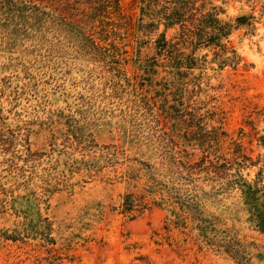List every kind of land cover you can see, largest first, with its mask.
<instances>
[{
	"label": "trees",
	"instance_id": "16d2710c",
	"mask_svg": "<svg viewBox=\"0 0 264 264\" xmlns=\"http://www.w3.org/2000/svg\"><path fill=\"white\" fill-rule=\"evenodd\" d=\"M83 1L88 12L74 23L29 0H0V36L15 45L52 34L60 59L66 55L74 63L105 67L104 90L109 92L103 96L121 100L130 88L136 92V85L125 75L127 60L117 45L125 19L124 0ZM135 1L136 37L156 36L153 57L133 64L139 68L137 84L151 95L146 100L135 93L132 111L122 109L115 123L87 121L82 110H76L78 117L67 119L69 133L61 148L54 146L47 152L32 151L22 134L1 137L0 220L9 225L0 228V242L33 245L46 252L50 264H60V257L52 254L58 245L50 216L52 197L74 187V176L83 185L101 176L107 184L127 187L119 197V214L135 218L149 204L156 205L168 214L169 227L199 246L234 264H264V246L239 239L235 226L243 219L264 239L262 159L242 154L234 141L231 158L219 153L227 150L228 133L208 125L213 114L202 113L193 100L210 64L207 54L197 53L211 52V63L220 70L236 68L241 58L228 38L237 28L253 32L256 19L242 15L233 23L222 20L224 0ZM169 31L173 34L167 37ZM20 68H26L25 63ZM32 68L24 72L31 85H38ZM86 68L83 80L93 74ZM84 99V107L90 109L92 98ZM162 120L169 121V128ZM103 133L109 142L102 141ZM260 142L264 144L262 137ZM251 169L256 172L249 179Z\"/></svg>",
	"mask_w": 264,
	"mask_h": 264
},
{
	"label": "rangeland",
	"instance_id": "374dc122",
	"mask_svg": "<svg viewBox=\"0 0 264 264\" xmlns=\"http://www.w3.org/2000/svg\"><path fill=\"white\" fill-rule=\"evenodd\" d=\"M29 1L74 23L88 12L83 0ZM135 2L123 1L125 19L117 45L119 53L127 60L125 75L137 87L136 92L130 88L128 95L120 96L121 100H107L103 96L104 91L109 92L104 90L108 83L105 67L92 62L74 63L75 60L66 55H63L65 59H60L59 46L52 34L41 41L32 42L27 38L15 45V41L9 43L0 36V138L10 139L22 134L32 151L47 152L54 146L61 148L69 133L67 119L78 117L76 110H82L87 121L115 123L122 109L132 111L131 100L135 93L148 99L151 94H145V88L137 84L139 68L133 64L153 57L156 36L136 37L138 8ZM222 7L224 14L220 18L231 23L238 16H254L255 30L237 28L229 36L230 45L241 58L236 68L220 70L211 63L214 62L211 52L197 53L207 54L210 64L193 100L202 113L213 114L211 121H206L208 125L221 127L228 133L227 150L222 148L219 153L231 158L235 147L230 143L234 141L241 146L242 154L252 159L259 156L264 164V144L260 142L261 137L264 139V0H224ZM172 34L173 31H169L167 37ZM35 44L40 46L35 47ZM24 63L26 68H20ZM27 67H33L32 74L38 85H31L24 72ZM86 67L93 74L83 80L88 71ZM89 96L92 106L87 109L82 98ZM161 122L169 128V121ZM115 132L112 134L116 135ZM103 134L102 141L109 142ZM195 153L200 155V152ZM247 172L252 179L256 169ZM71 182L74 187L56 193L51 200L50 216L58 242L52 254L60 257V264H234L228 257L199 246L169 227L168 214L156 205L149 204L148 209L135 218L119 214V197L126 191V185L107 184L101 176L85 185L78 176ZM8 225L0 220V228ZM235 226L239 239L264 246L263 237L243 219ZM46 257L43 249L33 245L0 242V264H50Z\"/></svg>",
	"mask_w": 264,
	"mask_h": 264
}]
</instances>
